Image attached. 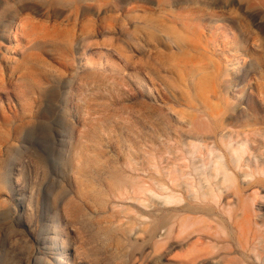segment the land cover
<instances>
[{"label":"rangeland","instance_id":"374dc122","mask_svg":"<svg viewBox=\"0 0 264 264\" xmlns=\"http://www.w3.org/2000/svg\"><path fill=\"white\" fill-rule=\"evenodd\" d=\"M68 1L0 0V264H264V50L238 135H198L152 41L141 89L140 0ZM263 12L247 17L264 40Z\"/></svg>","mask_w":264,"mask_h":264},{"label":"bare ground","instance_id":"6f19581e","mask_svg":"<svg viewBox=\"0 0 264 264\" xmlns=\"http://www.w3.org/2000/svg\"><path fill=\"white\" fill-rule=\"evenodd\" d=\"M75 1L79 0H69L68 2L72 3ZM81 1L86 6L91 7L90 4L92 0ZM260 10H264V0H140L138 11L140 14L139 24L142 34V40L140 41V54L142 58L140 69V74H142V76H140V84L143 93L149 92L154 96L156 91V85H153L150 82V76L155 75L159 70V66L151 61V55L152 53H156L158 47L157 45L148 46V41H152L153 43L160 45V47L162 46L166 55L171 57L173 62L176 61V63L172 65L175 73H171L168 75L169 77H167L169 78L171 90L164 96V99H172L180 106H186L198 114L196 118L190 119L183 112H180L176 114L178 117V124L181 126L187 124L193 127L195 133L197 132L198 135L217 134L220 130L227 131L228 129L231 130V132L233 130L236 133V129L240 126L239 123L241 121L239 122V119L236 116V106L235 103H232V100L236 99L237 95H240V103L251 101V93L255 89L249 87L247 91L246 89L239 87L241 84L247 82L249 69L255 66V61L247 53L264 50V40L254 31L252 27L253 25H251L250 19L247 15ZM158 18L161 19L162 22L159 23ZM160 55L164 54L160 53ZM241 57L248 58L249 63H247L246 66L244 61L241 60ZM215 58L218 59L216 60ZM229 58H234L237 63L240 64L236 70H228L225 68V63ZM156 68L158 69L157 71ZM205 98H208V100H218L222 102V105L217 108H212L207 104ZM146 118V113H144L142 117L143 123H145ZM205 118H207L206 123ZM158 121L160 122V120ZM147 123L148 121L145 124V129H147ZM153 125L154 127L150 128L151 130L157 126L155 122ZM236 135H238V133H236ZM222 145L225 144L223 143ZM228 145L230 144H227V146ZM232 151H234V155H236V153L237 156L239 155V150L232 149ZM244 151L245 154L248 153L245 149ZM247 151L249 150L247 149ZM228 154H230V152ZM230 155H232V153ZM237 156H235V158ZM237 160L238 159L235 161ZM229 170L230 169L228 168V171ZM174 199L171 200L175 201ZM173 201H171L170 204L174 203ZM245 201L243 203L244 205ZM236 202H234V204ZM240 202H242V200ZM240 202H238V205ZM179 203L181 202L179 201ZM249 213L250 212H248V214ZM235 218L236 216H234V220ZM186 226L187 225H185V227ZM252 228H254L253 225ZM240 233L241 231L238 234ZM240 235H242V233ZM256 235L258 234L256 233ZM61 248L65 250L62 244ZM233 262L235 263L234 260Z\"/></svg>","mask_w":264,"mask_h":264}]
</instances>
